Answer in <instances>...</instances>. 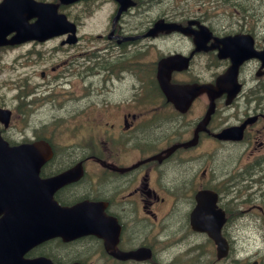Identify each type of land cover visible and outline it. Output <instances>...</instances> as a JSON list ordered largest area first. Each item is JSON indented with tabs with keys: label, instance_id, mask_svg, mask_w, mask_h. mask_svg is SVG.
<instances>
[{
	"label": "flooded vegetation",
	"instance_id": "flooded-vegetation-1",
	"mask_svg": "<svg viewBox=\"0 0 264 264\" xmlns=\"http://www.w3.org/2000/svg\"><path fill=\"white\" fill-rule=\"evenodd\" d=\"M132 1L119 13L121 3L116 0H79L81 17L74 21L78 31L86 15L107 10L103 32L94 35L93 47L84 46L81 31L75 42L62 43L68 34L62 36L63 71L54 83L46 82L42 72V84H36L29 96L36 100L49 90L68 93L67 87H74L70 78L77 74L69 72L71 65L81 67V85L87 77L102 82L101 90L95 84L86 94L76 89L79 99L118 90L104 98L101 107L95 99L99 126L91 154L79 156L83 150L75 157L53 158L40 171L42 179H51L77 168L53 198L56 207L72 211V218L91 222L93 233L71 240L47 239L26 248L19 258L23 262L44 258L55 264H150L160 258L158 244L164 251L185 230L190 244L200 238L210 246H203L204 251L213 249L214 264H240L237 231L242 235L247 227L257 232L255 239L264 241L260 233L264 230V67L259 60H248L239 66L237 78L234 69L225 84L222 77L232 59L220 55L248 43L261 51L264 36L241 25H219L211 20L214 15L180 12L175 0ZM223 1L226 7L232 5ZM224 13L232 15L226 8ZM232 17L239 22L256 19L246 14ZM257 27L264 31V23ZM240 36L248 40L233 39ZM50 42L23 44L37 48ZM90 63L94 67L83 71ZM252 64L255 74L250 72ZM194 84L221 86V93L212 97L205 89L185 105L187 90L175 87ZM168 85L174 88V100L165 93L163 86ZM206 192L214 196L216 210L225 217L221 234L228 241L229 254L220 261L210 234L197 232L192 225V215L205 218L199 198ZM72 218L66 215L62 221L71 224ZM146 247L152 250L151 260L120 257Z\"/></svg>",
	"mask_w": 264,
	"mask_h": 264
},
{
	"label": "rangeland",
	"instance_id": "rangeland-1",
	"mask_svg": "<svg viewBox=\"0 0 264 264\" xmlns=\"http://www.w3.org/2000/svg\"><path fill=\"white\" fill-rule=\"evenodd\" d=\"M194 2L193 0H175V8L180 12H189L199 15H214L215 18L211 20L219 25H241L244 28H253L255 33L264 36V31L259 29L261 23H264V0H229L232 5L226 7L222 0H204ZM238 4L236 8L233 5ZM178 4V5H177ZM90 5V4H89ZM91 7V5L89 6ZM231 13H224V9ZM65 12L75 18L81 17L82 10L77 4L71 6H63ZM247 9L248 12L243 13ZM253 15L256 17L254 21L248 19L247 22H239L233 15ZM107 15V10L100 12L98 15L85 16L83 27H81L83 43L86 46L93 47L96 43L94 41V35L103 32L104 21ZM260 16V21H257V17ZM59 40L52 42L47 48L55 47V52L46 47L33 48L31 45H24L19 47H8L0 49V107L13 110V126L7 132H4L5 137L12 141H24L31 139L35 134L46 136L50 138L51 142L55 145L59 158H71L75 157V152H83L80 142L82 138L86 136H98L97 127L98 122L95 116V109L93 107L94 102L97 100L98 106L103 105L104 98H108L109 94H117V91H110L109 94L102 93L98 98L91 96L79 99L77 97L78 92L76 89H83L84 94L89 93L93 84L101 86L102 82L99 77H87L82 85L79 82V73L81 67L77 65H71L68 67L70 73L76 74V76L70 78V83L74 86L72 88L67 87L68 93H61L59 90L39 96L40 100L36 104H28L26 107H21V99L19 94H28L36 87V84H42L41 76L42 72H45L46 82L54 83V77L60 75L63 68L60 63L65 59L64 48L59 45ZM96 42V41H94ZM120 54V52H118ZM56 67V70L52 68ZM94 65L91 63L88 66H83V71L91 70ZM251 74H255L254 64L250 67ZM86 77V76H85ZM20 87V89H18ZM15 89H18L15 90ZM64 88H60L62 90ZM107 89H111L109 86ZM96 99V100H95ZM47 100H51L50 102ZM79 109V110H78ZM59 110H64L59 111ZM25 114H20L25 112ZM78 123V124H77ZM35 129L37 133H35ZM84 148L88 149V140L83 141ZM91 154V153H90ZM89 154V155H90ZM88 156V155H87ZM86 156V157H87ZM244 159L246 156L244 155ZM184 234V233H182ZM236 234L239 236L238 249L239 257L245 256L241 259L240 264H253L256 260L262 261L264 264V250L258 252V248L264 246V241L253 238V230L245 227L243 233ZM202 239V238H201ZM243 239V244H241ZM204 240V239H203ZM197 238L196 241L190 244V239H187V243H175V257L179 252L185 249L186 246H190L182 254V258L177 260V264H213V249L206 252L207 255L201 256V261L196 258V253L191 250V245L205 246L204 241ZM260 245V246H259ZM156 248L159 250V257H164L167 251H161L162 245L158 244ZM210 248V246L208 247ZM209 255V256H208ZM181 256V255H180ZM194 258L193 261H189L188 258ZM187 258V259H186ZM172 264V263H171ZM223 264V263H219Z\"/></svg>",
	"mask_w": 264,
	"mask_h": 264
},
{
	"label": "water",
	"instance_id": "water-1",
	"mask_svg": "<svg viewBox=\"0 0 264 264\" xmlns=\"http://www.w3.org/2000/svg\"><path fill=\"white\" fill-rule=\"evenodd\" d=\"M65 2L73 0H64ZM121 3V10L131 5L130 0H118ZM15 4L8 6L6 4L0 5V44L2 43L3 32L11 29L20 31H28L25 25V19L15 10ZM62 19L54 15V11L41 15L40 22L37 29L40 31L47 30L51 33L61 32ZM228 47V46H227ZM258 57L263 61L264 53H250L247 50L236 51L233 53V63L238 64L250 57ZM235 65H233L226 74L227 82L232 77ZM237 72H235L236 76ZM169 97L172 98L173 93L163 86ZM203 88L214 97L221 93L222 87L219 86L210 89L208 86H191L187 89V100L185 105H189L191 99L203 92ZM175 103L177 99L175 98ZM1 120L8 122L9 112L0 110ZM40 145L32 146L29 144L20 145L18 147L10 148L7 143H4L0 138V208L2 205L8 204L6 207L23 208L22 213H17L18 218L12 219V214H8V220L0 222V235H7L11 242L7 247H0V264H38L35 262H22L20 260L21 253L30 245L37 244L49 236L56 235L57 228L49 224V212L40 209L43 205L35 202L31 197L30 190L22 185L29 184L33 177L37 176L38 167L42 164L39 162L38 153L45 154L46 147L43 142ZM36 151V153H35ZM38 152V153H37ZM41 159V157H40ZM35 167V172L30 169ZM37 178V177H36ZM37 199V198H36ZM5 243V242H4ZM47 264V263H45Z\"/></svg>",
	"mask_w": 264,
	"mask_h": 264
},
{
	"label": "bare ground",
	"instance_id": "bare-ground-1",
	"mask_svg": "<svg viewBox=\"0 0 264 264\" xmlns=\"http://www.w3.org/2000/svg\"><path fill=\"white\" fill-rule=\"evenodd\" d=\"M211 22V21H210ZM104 95V94H103ZM97 102V101H96Z\"/></svg>",
	"mask_w": 264,
	"mask_h": 264
}]
</instances>
